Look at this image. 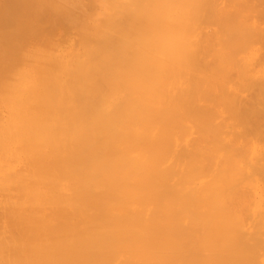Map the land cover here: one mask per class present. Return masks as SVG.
Listing matches in <instances>:
<instances>
[{"label":"bare ground","instance_id":"obj_1","mask_svg":"<svg viewBox=\"0 0 264 264\" xmlns=\"http://www.w3.org/2000/svg\"><path fill=\"white\" fill-rule=\"evenodd\" d=\"M229 2L176 60L145 12L128 57L0 38V264H264V0Z\"/></svg>","mask_w":264,"mask_h":264},{"label":"rangeland","instance_id":"obj_2","mask_svg":"<svg viewBox=\"0 0 264 264\" xmlns=\"http://www.w3.org/2000/svg\"><path fill=\"white\" fill-rule=\"evenodd\" d=\"M5 2V7L3 5V3ZM14 1L15 0H0V16H1V20L0 22V38H11V36L13 37L14 35L16 36V38H24L26 37L25 41L27 40V42H29V44L26 42V46L24 44V48L25 51H29V49L31 48V44L32 45H37L38 47L39 46H43L44 48L48 47L47 45H49V47L51 46V48L53 47V50L56 51V52H59V53H65V52H74V51H77V50H84V51H89V50H99V51H102V53H107V51L109 52H123L124 50V54L123 55H127L126 57H128V54L130 55L131 53H135L137 52L138 50L135 48L136 45H133L136 43V39L134 38V32H135V27L133 28V26H135V24H138L139 25H142L144 24V26L147 27V25H145V23H142V21H146L145 19L149 18H145L143 16V12L142 11V4L138 6L135 5V0H130L132 3H133V7L132 8V5L131 3L129 2V0H121V3H120V0H70V2H68V0H33L34 2H32L31 4V1L32 0H19L18 3H15V7L16 8V5H19V7L21 8H16V10L14 9H11L12 11L8 10L10 9L12 6L10 5H13L14 6ZM17 1V0H16ZM15 1V2H16ZM51 1V2H50ZM114 3H113V2ZM115 1H117L115 3ZM128 1V3L126 4V2ZM142 1V0H141ZM225 1V3H224ZM226 1H227V5L229 4V7L228 8H231L233 9V6L230 7V2L229 0H220V2L218 0H216V3L218 5V7H220L221 5L225 8L226 6ZM28 2V4H27ZM125 2V3H124ZM29 3L31 4V6L29 5ZM87 3V4H86ZM90 3V4H89ZM93 3V4H92ZM119 3V5H118ZM145 3V2H144ZM220 3V4H219ZM224 3V4H223ZM21 4V6H20ZM23 4V6H22ZM25 4V5H24ZM122 4V6H121ZM131 5V6H129ZM220 5V6H219ZM232 5V3H231ZM250 5V4H249ZM248 4L245 5L247 6L245 8V10L251 6H249ZM252 5V4H251ZM6 6H8V9L6 8ZM28 6V7H27ZM53 6V7H52ZM55 6V8H54ZM136 6H138L136 8ZM221 6V8H223ZM253 6V5H252ZM10 7V8H9ZM25 7H27L28 9H26ZM50 7V8H49ZM112 7V8H111ZM116 7V9H115ZM118 7H121V8H118ZM127 7V8H126ZM132 8L131 10L128 9V8ZM2 8V9H1ZM6 8V9H5ZM52 8V9H51ZM63 8V10H62ZM140 8V10H139ZM227 8V9H228ZM235 8V7H234ZM244 8L241 7L242 11H240L241 13L244 12ZM255 8V6H254ZM258 8V7H257ZM4 9L5 13H9L11 14L10 18H9V14H8V17H6L7 14L5 13H2L4 11H2ZM44 9V11H43ZM61 9V11L59 10ZM68 11H67V10ZM71 9H73L72 11H70ZM120 9V10H118ZM136 9V10H135ZM230 9V12H232L233 10ZM249 9V8H248ZM247 9V10H248ZM259 9V8H258ZM262 9V8H261ZM14 10V11H13ZM66 10V11H64ZM111 10V11H110ZM115 10V11H113ZM130 10V11H129ZM229 10V9H228ZM239 10H240V7H239ZM28 11H30L29 13H27ZM47 11V12H46ZM52 13H51V12ZM124 11H126L124 13ZM128 11V12H127ZM140 11V12H139ZM237 12L235 14H238V10H234V12ZM17 12V13H16ZM55 12V13H54ZM59 12V13H57ZM114 12V13H113ZM130 12H133V13H130ZM136 12H138L136 14ZM240 12L238 15H240ZM247 12V11H246ZM264 11L263 10H252L251 13H255V14H251L249 15L250 19L252 21H254L256 19V22L255 24L258 23H262V25H260V27H262L264 25ZM2 13V14H1ZM14 13V14H13ZM19 13V15H18ZM22 13V14H20ZM39 13V15H38ZM46 13V15H44ZM73 13V14H72ZM139 13H142V16H139ZM257 13V14H256ZM5 14V15H4ZM15 14H17L18 16H15ZM30 14V15H29ZM53 14V15H52ZM61 14V15H60ZM65 14V16H64ZM70 14V15H69ZM115 14V15H114ZM118 14V15H117ZM119 14H121L119 16ZM127 14V15H126ZM129 14V15H128ZM133 14V15H132ZM244 14H249V13H244ZM4 18H3V16ZM63 15V17H62ZM113 15V16H111ZM126 18L125 20L124 17ZM132 15V16H131ZM243 15V13L241 14ZM259 15V16H258ZM262 15V16H261ZM26 16V17H25ZM28 16V17H27ZM45 16V17H44ZM111 16V18H110ZM118 16V17H117ZM233 16V14H232ZM248 16V15H247ZM244 17L245 18H248V17ZM16 18V22H15V18ZM18 17V18H17ZM20 17L21 20H18ZM36 17V18H35ZM40 17V18H39ZM109 17V18H108ZM120 17V18H119ZM140 17V18H139ZM144 17V18H142ZM242 17V18H243ZM256 17V18H255ZM2 18L3 20L5 18H7L6 22L8 21V23H6L5 21H2ZM14 18V19H13ZM26 18V20H25ZM117 18V19H116ZM122 18V19H121ZM259 18V19H258ZM9 19H10V22H9ZM129 19V20H128ZM143 19V20H141ZM249 19V18H248ZM249 19V21H250ZM258 19V21H257ZM18 20V21H17ZM58 20V22H57ZM116 20V21H115ZM132 20V21H131ZM135 20V21H134ZM150 20V18H149ZM246 20V19H245ZM260 20V21H259ZM14 21V22H12ZM42 21V22H41ZM114 21V22H113ZM118 21V23H117ZM123 21V22H122ZM129 21V22H128ZM141 23H140V22ZM251 21V22H252ZM6 23L5 25L3 23ZM21 22V24H20ZM41 22V24L39 23ZM44 22V23H43ZM57 22V23H56ZM66 22V23H65ZM107 22V23H106ZM121 22V23H120ZM132 22V24H131ZM17 23V24H16ZM58 25H56V24ZM64 23V24H63ZM75 23V24H74ZM96 23V24H95ZM109 23V24H108ZM111 23V24H110ZM8 24H11L10 26ZM15 24V26H14ZM20 24V25H19ZM68 24V25H67ZM73 24V25H72ZM77 24V26H76ZM107 24V25H106ZM127 24V25H126ZM134 24V25H133ZM5 28H4V26ZM50 25V26H49ZM73 27H72V26ZM112 25V26H111ZM121 25V26H120ZM124 25V26H123ZM133 25V26H132ZM9 26V27H8ZM14 26V27H12ZM22 26V27H21ZM49 26V27H48ZM61 26V27H60ZM111 26V27H110ZM126 26V27H125ZM12 27V28H11ZM20 27V29L18 28ZM47 27V28H46ZM76 27V28H75ZM110 27V28H109ZM113 27V28H112ZM116 27V28H115ZM264 27V26H263ZM262 27V28H263ZM10 28V29H9ZM16 28V29H14ZM124 29L121 31V29ZM129 28V29H128ZM7 31H6V30ZM21 29H23L21 31ZM47 29V30H46ZM112 29V31L110 30ZM156 27L155 26H151V31L155 30ZM18 30V31H17ZM104 30V31H103ZM119 30V31H118ZM148 30V28H147ZM13 31V32H12ZM15 31V32H14ZM21 31V32H20ZM54 31V32H53ZM75 31V32H74ZM101 31V33H100ZM116 31V32H114ZM128 31V33H127ZM143 31V30H142ZM3 32H4V35H3ZM7 32V34L5 33ZM9 32V33H8ZM107 32V34H106ZM120 32V33H119ZM126 32V34H125ZM13 33V34H12ZM49 33H52L51 35ZM112 33V34H111ZM117 33V34H115ZM119 33V34H118ZM123 33V34H122ZM142 33V32H141ZM147 33V32H146ZM153 33V32H152ZM7 36H6V35ZM9 34V35H8ZM65 34V35H64ZM104 34V36H103ZM111 34V35H110ZM121 34V35H120ZM20 35H22L23 37H21ZM62 35V36H60ZM115 37H114V36ZM54 36V37H52ZM103 36V37H102ZM144 36V37H143ZM145 34L142 35L140 34L139 38H145ZM44 37H46L45 39H43ZM48 37L50 38V40H48ZM86 38V43L87 46H90L88 48H84L82 49L80 47V40L82 41L81 38ZM91 37V38H90ZM97 37V38H96ZM123 37V38H122ZM136 37V35H135ZM147 37V36H146ZM17 38V39H18ZM80 38V39H79ZM99 38V39H98ZM135 39V42L134 41H131V40H134ZM137 38V37H136ZM23 39V40H24ZM57 39V40H56ZM60 39V40H59ZM106 39V40H105ZM120 39V40H119ZM131 39V40H129ZM147 40V38H145ZM149 39V38H148ZM46 42L44 43L43 42ZM47 40V41H46ZM53 40H54V43H53ZM75 40V41H74ZM92 40V41H91ZM99 40L100 43H98L97 41ZM102 40H105L104 44H103V41ZM144 40V39H143ZM88 41V42H87ZM131 41V42H130ZM145 41V40H144ZM49 42V43H48ZM51 42V43H50ZM61 42V43H60ZM94 42V43H93ZM102 42V44H101ZM36 43V44H34ZM44 43V44H43ZM84 43V42H83ZM90 43V44H89ZM93 43V44H92ZM108 43V44H107ZM111 43V45H110ZM145 43L148 45V41ZM30 46H28V45ZM39 44V45H38ZM137 44V43H136ZM142 44V43H140ZM46 45V46H45ZM109 45V47H108ZM264 45V44H263ZM262 45V46H263ZM28 46V48H26ZM76 46V47H75ZM95 48H93V47ZM120 46V47H119ZM128 46V47H127ZM42 47V48H43ZM80 47V48H79ZM93 49H92V48ZM114 48V49H111ZM116 47V48H115ZM102 48V49H101ZM146 48V47H144ZM41 50V48H39ZM48 49L50 48H47V51ZM101 49V50H100ZM127 49V50H125ZM131 49V50H130ZM149 49V48H147ZM107 50V51H106ZM114 50V51H113ZM142 50V48H141ZM153 49H151L152 51ZM24 51V50H23ZM50 51V50H49ZM127 51V52H126ZM147 51V50H146ZM150 51V50H148ZM147 51V52H148ZM154 51V50H153ZM128 59V58H127ZM210 59V58H209ZM208 59V60H209ZM212 61V60H210ZM210 61H206V63H209ZM130 63V62H129ZM201 62H199L200 64ZM202 63H204L205 65V62L204 60H202ZM201 63V65L203 66V64ZM212 63V62H210ZM210 63L208 65H210ZM111 65V66H110ZM109 67H115L114 64H110ZM113 65V66H112ZM131 65V64H130ZM200 65V66H201Z\"/></svg>","mask_w":264,"mask_h":264},{"label":"clouds","instance_id":"obj_3","mask_svg":"<svg viewBox=\"0 0 264 264\" xmlns=\"http://www.w3.org/2000/svg\"><path fill=\"white\" fill-rule=\"evenodd\" d=\"M70 2V0H68ZM145 14L158 26L149 37L150 47L161 60H176L188 44L189 0H145Z\"/></svg>","mask_w":264,"mask_h":264}]
</instances>
